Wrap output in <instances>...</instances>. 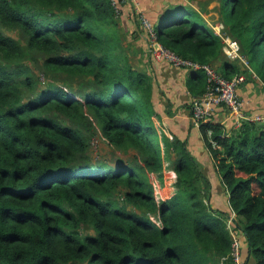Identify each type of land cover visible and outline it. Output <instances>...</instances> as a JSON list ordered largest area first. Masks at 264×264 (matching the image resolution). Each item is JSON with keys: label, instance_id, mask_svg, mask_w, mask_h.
I'll list each match as a JSON object with an SVG mask.
<instances>
[{"label": "trees", "instance_id": "obj_1", "mask_svg": "<svg viewBox=\"0 0 264 264\" xmlns=\"http://www.w3.org/2000/svg\"><path fill=\"white\" fill-rule=\"evenodd\" d=\"M157 1L141 8L158 41L200 67L157 59L131 3L117 15L113 0H0V25L17 31L0 28V264H235L233 214L245 263L264 264V122L229 129L214 114L200 125L214 189L193 131L170 137L155 120L191 116L205 64L229 79L244 73L245 112L264 114V0H221L223 32L251 69L226 54L201 0ZM97 131L131 155L94 159ZM166 161L175 193L163 199L152 175Z\"/></svg>", "mask_w": 264, "mask_h": 264}, {"label": "built area", "instance_id": "obj_2", "mask_svg": "<svg viewBox=\"0 0 264 264\" xmlns=\"http://www.w3.org/2000/svg\"><path fill=\"white\" fill-rule=\"evenodd\" d=\"M137 2L138 0H113V5L116 9L117 15H119L125 4L131 3L134 5ZM134 7L137 12L141 10V8H139V5H136ZM141 16H143V14ZM143 18L144 17H142V19ZM143 22L146 28L149 29L148 31L151 36L150 46L152 47L153 53L157 59L160 60L163 57H167L172 60L175 65H189L195 68L201 66L199 63H195L191 60L182 59L181 57L166 49L163 44L158 41L154 29V24L151 22V20H147L146 22L143 20ZM218 27L219 30H221V32L218 31V33L221 34L224 40V50L226 54L234 59L237 57H241L242 61L247 65L248 68L251 69V66L248 64V60L240 53L241 46L239 41L232 38L228 33L223 32V23H221V25H219ZM203 67L207 71L209 84L205 95L195 100L193 111L190 116L191 121L195 126L200 127L203 122L210 120L211 117L214 116L215 111L221 105H224L226 106V108H228L230 117L235 119L234 126L236 127H239L242 124L243 120L264 122V114L260 113L251 116L250 114H247L245 112L247 103L244 97L239 93V88L246 81V75L244 73L238 74L229 79L221 75L211 65L205 64L203 65ZM212 133L213 131L210 129L209 136L211 137L213 146L216 147L218 145V142L217 140L212 138ZM155 185L158 186L157 183H155ZM233 215L228 221V228L230 229L233 238L232 250L230 255L233 258L235 264H246L244 257V247L241 241L240 233L232 223L234 218Z\"/></svg>", "mask_w": 264, "mask_h": 264}, {"label": "crops", "instance_id": "obj_3", "mask_svg": "<svg viewBox=\"0 0 264 264\" xmlns=\"http://www.w3.org/2000/svg\"><path fill=\"white\" fill-rule=\"evenodd\" d=\"M156 2H158V1L152 0V2H151L152 6H153V3H156ZM126 7H128V6H125V8ZM130 18H131V15H130ZM208 21H210V20H208ZM131 46L133 48L135 46V43H133V45H131ZM254 76H257V75L254 74ZM244 86L245 85H242L240 88H244ZM253 89H254V87H253ZM253 89H251V90H253ZM256 91L260 92L261 88L256 87ZM257 92H255V93H257ZM242 96L246 100V103H248L250 101L249 98H245L244 95H242ZM217 110L214 113V114H216V117H215L216 120L223 123V125L225 124L229 129H232V127H234V129L237 128L236 126L233 125L232 120H231L232 117H230L229 112H227L228 110L227 111L225 110L223 112H217ZM173 112H174L173 116H169V119L173 120V122L170 123L168 121L167 115H164L163 120H159L157 118V120H159L160 125L163 127V129H165V132L170 137L173 136L171 128L173 130H175L178 134L185 135V136H186L188 131H190V130L193 131V136L195 138H191V139L189 138V143H190L189 146L192 148L193 153L196 154L197 158L201 162V164H202L203 168L205 169L209 178L213 179V180L215 179L213 182L214 183V189L216 188V186L221 187V183L219 180L220 176L217 174L216 170L213 167V164H212L213 159L211 157V153L207 149L206 145L203 143L202 137L199 135V126L193 125V123L190 121L191 118L189 116V113L187 111H185L183 108L180 109L179 112H176L174 110H173ZM156 179L158 180L157 182L160 183L159 185L161 187V189H160L157 186L158 190L160 192V197L163 199L170 198L175 193L174 183H175V179H176V172H175V170H173L169 166L168 161H166L164 163L163 176L162 177H156ZM223 194L225 195V192H223ZM223 202H224V200H223ZM244 257H245V254H244Z\"/></svg>", "mask_w": 264, "mask_h": 264}, {"label": "rangeland", "instance_id": "obj_4", "mask_svg": "<svg viewBox=\"0 0 264 264\" xmlns=\"http://www.w3.org/2000/svg\"><path fill=\"white\" fill-rule=\"evenodd\" d=\"M200 4H201V7L203 8L201 10H202L203 14L205 15V17L212 22V27L217 32L218 31L221 32V30H219V27H218L219 25H221V20H220L221 0H201ZM136 5H139V8L143 7L141 0H138V2L136 4H134V5L132 4L131 8L130 7L128 8L130 13H132L131 10L134 9V6H136ZM141 10L139 12H137L135 10L137 12V14H140L141 18L144 17L141 20L142 21L144 20L145 22L147 20H150L149 16L147 14H144V13H146L144 8L143 9L141 8ZM142 14H143V16H141ZM129 15L126 18H128ZM122 25H125L124 22H122ZM129 27H130V24L127 22V28H129ZM0 28L4 31V33L17 37V31L16 30L5 28L2 25H0ZM133 43H134V41H130L128 36H127V34H126V40H125L124 46H126V49L128 50L131 62L135 63L136 65H138L139 64V58L135 55V52L133 51V48L131 46V45H133ZM127 46H128V48H127ZM134 50H136V48H134ZM145 64L147 65V63H145ZM139 65H141V64H139ZM254 89H256V88H254ZM257 93H258V95H262V91L257 92ZM254 95H255V93H254ZM155 119H156V123L158 124L159 128L162 130L163 127L160 125L159 120H157V117ZM100 136H101L100 131H97L96 134L93 136V139H92L93 143H92V148H91V155L93 156L94 159H97V158H110L111 161H113L119 155H122V156H124L126 158L131 155V153L130 154H126L124 152L118 151L116 148H113V147L109 146L105 141H103L101 139ZM195 156H196V154H195ZM156 177H159V176H157L156 174H153L152 175V181L157 183L158 187L161 189V187L159 185L160 183L157 182L158 180L156 179Z\"/></svg>", "mask_w": 264, "mask_h": 264}]
</instances>
